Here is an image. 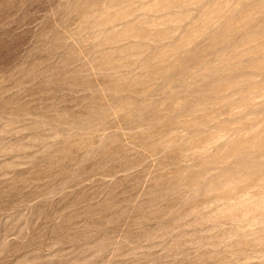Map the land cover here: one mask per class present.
Instances as JSON below:
<instances>
[{"label": "rangeland", "instance_id": "1", "mask_svg": "<svg viewBox=\"0 0 264 264\" xmlns=\"http://www.w3.org/2000/svg\"><path fill=\"white\" fill-rule=\"evenodd\" d=\"M0 264H264V0H0Z\"/></svg>", "mask_w": 264, "mask_h": 264}]
</instances>
